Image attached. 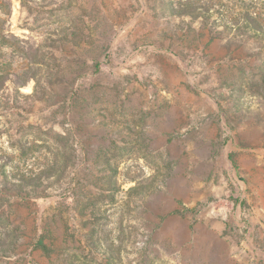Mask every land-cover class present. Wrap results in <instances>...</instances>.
I'll return each instance as SVG.
<instances>
[{"label":"rangeland","instance_id":"1","mask_svg":"<svg viewBox=\"0 0 264 264\" xmlns=\"http://www.w3.org/2000/svg\"><path fill=\"white\" fill-rule=\"evenodd\" d=\"M10 2L29 57L3 47L0 66L38 83L0 92V187L38 195L7 207L17 255L0 264H157L143 198L174 185L227 224L240 264H264V30L241 15L264 28V0H235L239 25L215 30L160 0ZM39 234L50 251L27 259Z\"/></svg>","mask_w":264,"mask_h":264},{"label":"crops","instance_id":"2","mask_svg":"<svg viewBox=\"0 0 264 264\" xmlns=\"http://www.w3.org/2000/svg\"><path fill=\"white\" fill-rule=\"evenodd\" d=\"M193 185L191 179L188 193L196 196ZM180 187L174 185L143 198L149 238L146 254L157 264H240L238 246L226 234L227 224L214 217L198 218L191 208H181L176 194Z\"/></svg>","mask_w":264,"mask_h":264},{"label":"trees","instance_id":"3","mask_svg":"<svg viewBox=\"0 0 264 264\" xmlns=\"http://www.w3.org/2000/svg\"><path fill=\"white\" fill-rule=\"evenodd\" d=\"M25 2L23 1V5ZM237 3L235 0H160L159 7L161 10H169L173 16L189 17L192 21L200 20L203 26L215 30L219 25L224 24L227 28L232 29L239 25V19L235 17L234 9ZM242 10L246 6H242ZM11 14V2L10 0H0V50L3 47H15L19 51L26 53L25 45L29 44L28 40L17 38L8 29L9 16ZM250 9H245L241 15L244 20L242 28L249 31L261 32L264 30L263 24L257 17H253ZM28 56V53H26ZM29 57V56H28ZM4 65V63H3ZM99 68V64L96 65ZM0 66V92L7 88V83L10 82L14 91V95L21 93L20 88L26 85L30 80H35L38 83V78L33 76L34 74L28 70H23L21 73L18 71L13 72L10 68L5 69ZM1 94V93H0ZM234 154H231L230 158L233 160ZM234 162V160H233ZM235 164V163H234ZM0 168H5L4 164L0 165ZM6 181L8 175L4 172ZM138 185L133 186L131 189L136 190ZM38 195V190L26 191L22 188L14 189L9 186L0 187V228L11 227L14 237L10 240V244H7V240L0 237V257L9 256L10 254L17 255L14 253L17 248V238L19 233L18 226L14 225L7 214V207L12 202L13 198L20 197L26 199L31 195ZM236 201L239 202L238 199ZM242 203V201H240ZM192 212H196L197 208L193 207L190 209ZM7 239L11 236L5 234ZM7 247V250L6 248ZM41 248L47 252L50 251L48 245L44 241V236L39 234L37 238L30 244L28 251L25 253V257H29L34 249ZM29 259V258H27ZM31 260H29L30 264Z\"/></svg>","mask_w":264,"mask_h":264}]
</instances>
